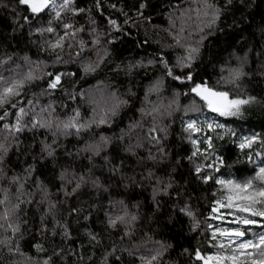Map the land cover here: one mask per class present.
Instances as JSON below:
<instances>
[{
  "label": "snow or ice",
  "instance_id": "6c2138e0",
  "mask_svg": "<svg viewBox=\"0 0 264 264\" xmlns=\"http://www.w3.org/2000/svg\"><path fill=\"white\" fill-rule=\"evenodd\" d=\"M12 3L15 4L12 8V33L20 31L26 32L29 37L40 36V50L53 57V66L69 61L78 63V72L83 76L101 71L118 39L131 37V30L125 26L131 24L137 27L138 21L151 24L153 19L152 15H145L151 7L150 0H136L132 5L131 11L136 19L124 11L123 5L117 8V3H108V7L117 10L124 19L121 23L109 15L105 18L106 31L89 27V43L81 35L85 26L78 25L76 17L84 15L89 25H96L93 8L103 16L104 0H93L87 8L78 6V0H12ZM185 3L186 0H167L165 4L161 0L159 5L168 23L163 30L173 41L169 47L178 45L183 49L184 54L177 57L175 63H171L160 50L152 54L146 63L141 58L134 63H115V67L109 69L117 75L121 72L131 75L138 68L159 65L161 72L145 87L141 107L137 109L139 119L130 120L125 128L119 129V134L109 136L93 132V129L114 124L121 109L136 96L131 87L126 91L128 99L113 88L103 94L101 103L91 89L77 91L74 84L64 86V78H75L76 72L45 71L47 64L44 61H32L27 55L23 57L26 71L8 69V76L0 74V264H21L20 260L5 259L4 252L10 257H23V264H56L63 261L68 250L61 245L71 239L68 219L82 216L84 221H88L93 212L98 217L102 216L100 223L106 235L120 231L119 246L113 243L110 251L105 252L101 264H109L111 257H115L117 264H124L125 253L132 258L129 264H163L162 257L171 245L161 240L153 241L152 247L133 243L136 222L140 218V202L129 204L124 198L117 199L114 193L119 195L121 189H143L145 181H148L152 189V203L158 210V197H171L172 191H176L173 188L176 167L166 172L167 179L157 175L153 167H145L149 161L154 166L158 158L159 161L171 162L163 146L169 134V123L163 121L165 117L171 118L176 111L183 113L180 121L184 134L182 139L190 145L188 154L177 158L176 166L181 160H187L191 165L190 174L196 180L219 186L213 192L216 198L212 200L211 210L205 218L207 242L215 251L184 248L181 254L187 255L191 264H264V130L249 129L238 133L226 123L203 116L204 109H207L218 117L244 119L247 106L254 103L256 97L232 94L219 85L223 82L233 88H241L242 78L250 75L245 66L249 63L251 49L243 56H236L237 65L221 67V73L226 75L220 76L217 86H211L204 78L197 79L198 73L194 69L201 57L203 42L218 28L221 17L231 10L233 0H191L195 8L191 4L185 6ZM242 6H247L243 0ZM193 13L200 21L196 29L200 37L195 43L187 42L183 36L185 24ZM177 21L180 22L179 28ZM205 28L208 32L204 31ZM45 35L47 39H43ZM31 43L37 44V41L32 40ZM65 48L70 50L67 57L64 55ZM86 51H90L91 55H85ZM256 57H264V49L257 52ZM9 63H14L13 55L5 53L0 57V65ZM20 68L17 64L16 69ZM257 71L264 75V60ZM45 78L46 87L40 89V95L50 97L55 91L62 90L68 100L75 102L77 97L82 102L86 100L91 107L87 118L82 115L79 106L62 116L57 115L53 100L42 103L35 93H26L29 85ZM166 78L180 82V87H186V91L174 89L167 104L149 100L152 94L161 93ZM181 95L185 98L191 95L193 99L181 105L178 102ZM62 107L67 110L69 105L63 104ZM41 130L50 134V142L45 136L39 142V153L32 155V162L25 161V166L16 171L10 156L15 151L19 162V154L23 151L21 136L25 132ZM85 133H90L87 139H84ZM70 137H75L77 142L74 150L62 143L63 139ZM126 137L127 144L124 143ZM226 139L235 149L234 158L220 151L217 142ZM145 145L149 146L147 156L139 157L137 149ZM121 152L128 155L122 156ZM132 157L137 158L136 163L129 167L125 160ZM49 164L51 179L45 183L35 177V172L38 165L47 167ZM137 168L141 170L137 172ZM233 169L239 173L238 177ZM176 195L179 203H174L173 208L179 215L189 218L192 231L200 230V221L183 200L186 193L176 191ZM33 205L37 211L43 209L39 211V225L35 231L42 237L50 238L51 253L37 241L31 247L43 255L26 257L21 251L20 241L29 231L28 211ZM132 208L137 211H132ZM209 218L216 221L230 218L228 223L231 226L213 225L208 222ZM76 222L79 223V219ZM85 234L90 244L100 243V233L85 227ZM57 236L61 237L60 242H56ZM125 240L129 245L127 247L124 246ZM118 250L120 255H116ZM78 261L83 264L84 257L78 255Z\"/></svg>",
  "mask_w": 264,
  "mask_h": 264
},
{
  "label": "trees",
  "instance_id": "16d2710c",
  "mask_svg": "<svg viewBox=\"0 0 264 264\" xmlns=\"http://www.w3.org/2000/svg\"><path fill=\"white\" fill-rule=\"evenodd\" d=\"M93 0H78V6L89 7ZM136 0H104L103 16H101L93 8L92 15L96 19V25H89L84 15L77 16L76 22L78 25L85 26V32L81 35L90 43V37L88 36L87 29L89 27H97L100 31H106L107 25L105 18L111 15L113 18H117L121 23L124 19L117 10H113L108 7V3H117V8L124 6V11L129 12V15L136 19L134 12L131 11L132 5ZM222 2V0H221ZM161 0H150L151 7L145 12V15H152L153 19L151 24H144L138 21V26L133 27L131 24L125 26L126 29L131 30V37H120L117 43L112 48L111 54L106 58V65L101 71L95 74L83 76L78 72V63L69 61L65 64L52 65L53 57L48 52H42L40 50L41 37L33 35L29 37L26 32L17 31L12 33V8L15 4L12 0H0V37H6V39H0V57H3L5 53L13 55L14 63L7 65H0V74L8 76L10 73L8 69L16 71H26L27 65L23 61V57L27 55L32 61L40 60L47 64L45 71L55 72H76L75 78L65 77L64 86L68 87L70 84L76 86V90L84 89L85 91L93 90L95 97L101 103L103 102L102 96L107 91L115 88L117 89L124 99H128L126 91L131 87L132 92L136 93L129 104L121 109L119 116L116 118L114 124L109 127L106 125L100 126V128H94L93 132H103L105 135L111 136L113 133L119 134L120 128H125L130 120L139 119V113L137 109L141 107V100L144 96V90L146 85L153 80L156 76L160 75L159 65L147 66L146 68H138L131 75H126L121 72L117 75L115 72L110 71V68L115 67V63L123 62H135L143 58L145 63L147 59L157 51L162 50L171 63H175L177 57L182 56L183 49L173 45L172 38L163 30L168 27L167 18L163 16V20H160L159 16L163 9L159 7ZM166 4L167 1L164 0ZM246 7L242 6V0H233V6L227 15L221 17L218 21V28L213 34L203 42L201 47V57L196 62V68L194 71L198 73L197 79L204 78L211 86H217V81L222 74V66H235L238 64L236 56H243L245 51L251 49L249 63L245 66V71L250 73L242 78L240 81L241 88L236 89L231 85L220 83L219 87L222 90H230L232 94H245L256 97V101L247 106L245 117L243 120L229 117H218L217 114L209 112L204 109L203 115L211 116L221 123H226L237 130L247 131L249 129H255L257 131L264 130V75H261L257 69L264 57L257 58L256 53L264 49V0H243ZM191 4V0H186L185 6ZM193 8L195 4H191ZM187 19V18H185ZM200 21L193 13L190 20H187L185 24V32L183 36L187 42L195 43L200 33L196 30ZM153 25L159 27L154 28ZM180 22L177 21V28H179ZM208 32V29H204ZM47 35L43 39H47ZM37 41V44H32L31 41ZM147 41V43H144ZM140 46L137 47L136 45ZM69 49H64V55L67 57ZM74 51V50H73ZM235 55H232V53ZM85 55H91L90 51H86ZM21 66L20 69H16V65ZM46 87V78L44 80H37L33 84L26 88V93L29 95L35 93L42 103H47L49 99L55 102L56 114L64 115L66 111H70L71 108L80 107L82 115L87 118L91 112V107L87 101H80L77 97V101L73 102L68 100L62 90L55 91L50 97L40 95V89ZM176 89L180 92L186 91V87H180V82L171 81L165 79V86L159 95L152 94L149 100L155 103L167 104L172 97L173 90ZM193 97L189 95L185 98L183 95L178 97V102L181 105L188 104ZM198 103H200L198 101ZM63 104L69 105L66 110L62 107ZM181 111L173 112L171 118L165 117L164 123H169V134L166 140L163 142L164 148L169 153L170 163L168 161H159L153 166L152 162H148L145 167H153L157 175L164 176L167 179L166 172L171 171L173 167H176L174 173L175 183L173 188L176 191L186 193L183 196V200L189 204L193 210L196 218L200 221V230H191V221L186 216L178 214L176 209L173 208L174 203H179L176 195V191H172L171 197L161 196L160 207L157 210L156 206L152 203L151 195L152 189L150 183L145 181L143 189L134 188L128 191L119 190L117 199L124 198L129 204L140 202L139 220L136 222L133 243H142L145 247H152V242L155 240H161L171 247L167 250L162 257L163 264H191L187 255H182L184 248H201L202 251H215L214 248H210L207 242L206 224L205 218L208 217V213L211 210V202L216 198L213 196L219 186L212 184H202L195 177L190 174L191 165L187 160H181L180 165L176 166V160L178 157H183L190 151V145L182 139L184 135L181 129ZM189 115H192L191 113ZM187 118V117H185ZM170 121H172L170 123ZM90 133H85L84 139L88 138ZM48 136L49 142L51 140L50 134L44 131L38 132H25L21 136L23 141L21 148L23 151L19 154V162H17V153L12 152L10 161L13 168L19 171L25 166V161L32 162V155L39 153V142ZM135 141L133 136L132 142ZM62 143L66 145L70 150H74L76 145L75 137L63 139ZM125 144L129 143L127 137L124 141ZM220 151L223 154L229 155L230 158H234L235 149L228 142V140L217 142ZM148 145H145L142 149H137L139 157L147 156ZM155 154V148L152 149ZM27 153V155L25 154ZM115 155V153H112ZM122 156H127L126 153H120ZM136 157L126 159L125 164L129 167L134 166L136 163ZM230 162V161H229ZM79 168V164L77 165ZM141 169L137 168L139 172ZM233 172L237 177L239 173ZM35 177L43 180L47 183L51 179V164L47 167L37 166ZM5 183H7L5 181ZM31 184V181H29ZM55 193V188L52 189ZM219 192H217V196ZM55 198V197H54ZM39 199V197H37ZM86 199V198H85ZM91 202V201H89ZM132 211H137L135 208ZM39 211H43L41 208ZM39 211L36 210V206L33 205L32 209L28 211L29 231L25 233L23 239L20 241L21 251L26 257H36L43 255L37 253L32 244L40 241L44 244V247L51 253V246L49 243L50 238L40 236L35 231V227L39 225ZM87 214V213H84ZM79 219V223H77ZM102 216L93 212L88 221H84L82 216L72 217L68 219V224L71 231V239L64 241L61 245L68 250L66 258L63 261H57L56 264H79L78 255L84 257L83 264H101L105 252L110 251L111 245L116 243L119 246L120 231L117 230L111 236L106 235L102 231V224L100 220ZM226 218L224 221L211 220L208 222L213 225L222 227L231 226ZM63 222V221H62ZM51 227V224H49ZM85 227L93 232L100 233L98 237L100 243L98 245L90 244L88 237L85 234ZM56 242H60L61 237H55ZM124 246H129L127 240L124 242ZM118 250L116 255H120ZM5 259L20 260L23 264V257L14 256L10 257L7 252L3 253ZM91 257V259H89ZM126 253L123 256L124 264H129L131 261ZM109 264H117L115 257L109 258Z\"/></svg>",
  "mask_w": 264,
  "mask_h": 264
},
{
  "label": "rangeland",
  "instance_id": "374dc122",
  "mask_svg": "<svg viewBox=\"0 0 264 264\" xmlns=\"http://www.w3.org/2000/svg\"><path fill=\"white\" fill-rule=\"evenodd\" d=\"M165 1H167V0H165ZM162 13H163V11H162ZM160 14V16H159V18H160V20H163V14ZM203 116H206V115H203ZM207 118H209V119H214L213 117H211V116H206ZM200 118H203V117H200ZM221 123V122H220Z\"/></svg>",
  "mask_w": 264,
  "mask_h": 264
},
{
  "label": "bare ground",
  "instance_id": "6f19581e",
  "mask_svg": "<svg viewBox=\"0 0 264 264\" xmlns=\"http://www.w3.org/2000/svg\"><path fill=\"white\" fill-rule=\"evenodd\" d=\"M211 223V222H210Z\"/></svg>",
  "mask_w": 264,
  "mask_h": 264
}]
</instances>
